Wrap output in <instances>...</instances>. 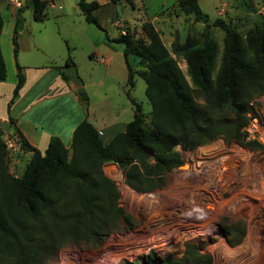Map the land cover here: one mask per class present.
Masks as SVG:
<instances>
[{
  "label": "trees",
  "instance_id": "16d2710c",
  "mask_svg": "<svg viewBox=\"0 0 264 264\" xmlns=\"http://www.w3.org/2000/svg\"><path fill=\"white\" fill-rule=\"evenodd\" d=\"M122 1L130 2L109 0L113 4ZM177 5L195 22L210 24L199 0H178ZM48 7L45 0L23 2V8L32 9L36 22L48 18ZM78 7L87 23L104 31L108 41L122 45L126 57L138 60L137 69L128 64L125 85L134 108L133 120L125 132L117 134L107 145L97 129L84 120L74 131L70 149L53 138L44 152L32 147L18 131H12L23 144L24 152L19 157L30 154L20 176L9 169L12 156L0 130V264H40L43 253L55 247L53 243L47 244L48 237L75 242L90 237L96 241L103 233L116 230L121 221L128 222L130 218L118 206V189L106 176L105 165L117 164L122 168L126 185L138 194L161 189L165 175L184 164L176 147L192 151L220 137L241 142L250 103L264 96V21L242 36L226 20L216 19L214 26L224 33V49L217 69L219 47L208 27L201 38L174 41L169 50L151 21L142 25L143 38H137L129 29L111 38L97 15L104 5L78 0ZM21 23L20 19L16 22L14 45ZM3 26L0 12V31ZM178 58L185 60L190 81ZM70 62L71 58L67 59V64ZM17 68L11 103L25 84L23 69ZM61 76L68 79L63 72ZM136 77L146 83V97L151 105L148 116L130 94ZM6 79L0 43V82ZM146 118L152 128L146 127ZM244 146L264 149L252 142ZM237 227H226L224 236L231 247L240 244L246 234L244 225L240 231ZM185 248L182 259L169 256L161 260L149 251L138 261L119 264H211L212 258L202 254L199 246L187 243Z\"/></svg>",
  "mask_w": 264,
  "mask_h": 264
},
{
  "label": "rangeland",
  "instance_id": "374dc122",
  "mask_svg": "<svg viewBox=\"0 0 264 264\" xmlns=\"http://www.w3.org/2000/svg\"><path fill=\"white\" fill-rule=\"evenodd\" d=\"M177 1L130 0L118 4L108 1L97 15L110 36H117L122 30L129 29L137 38H143L142 25L151 21L169 50L174 41L184 42L188 37L201 38L208 27L219 47L217 69L224 49V33L221 28L214 26L216 19L226 20L242 36L256 23L264 21V0H199L202 11L210 17L209 25L197 23L193 16L184 15L179 10ZM59 5H62L63 11L60 8L49 9L50 18L45 23L35 22L32 9L25 8L24 18L27 24H32L34 42L40 50L32 49L26 53L21 51L18 59L23 64L41 63L45 62L48 48L55 53L60 46L66 52L67 46L63 38L71 36L74 28L75 43L72 46L75 49L70 45L69 47L71 56L75 57V63L78 64L75 73L86 83L98 81L104 68L96 60L93 61L88 52L93 47L95 50L98 42L106 38V33L86 22L78 7V0L58 1L57 6ZM0 11L4 17V28L0 35L5 52L7 78L9 83H16L18 79L15 80L12 73L14 65L10 58L13 20L9 18L4 4L0 5ZM51 33L56 34L58 45L52 42ZM14 46L15 49L18 48V44ZM131 60L136 67L137 58L132 56ZM178 63L190 81L185 60L178 58ZM108 84L112 87H88V93L94 94V97L91 95L92 100L109 99L118 104L122 123L133 120V117H127L125 94L119 92L115 80L111 79ZM123 88L127 90L126 87ZM120 89L122 91L121 87ZM130 94L142 106L143 114L148 116L151 105L146 97V83L142 78L136 77L135 87ZM252 104L250 110H255L260 122L264 124V96L252 101ZM145 125L152 128L149 118H146ZM246 143L248 142L244 138L241 142H229L220 137L192 151L176 147V151L182 153L184 164L165 175V185L161 189L146 194H138L126 185L122 168L116 164L105 165L106 176L118 189V206L130 221H121L116 230L103 233L96 241L90 237H83L78 242L74 239L57 241L48 237L47 244L53 243L55 247L43 253L40 264H119L138 261L149 251H154L161 260H166L172 256L170 250L173 249V244L161 246L165 238L177 242V250L183 244L184 249L179 255L172 256L176 259H182L186 251L185 245L193 243L201 248L202 254L212 258L211 264H264V149H250L244 146ZM218 145H222L227 153L239 148L250 157L248 165L243 158H234L233 166L229 167L227 176L223 178L224 186L217 181L218 173L215 169L201 173V165L195 163L203 150L217 148ZM19 155L10 157L9 161V169L15 176L23 173L30 158V154L23 157ZM190 157L194 159H189ZM217 157L209 159L210 163L207 161L205 165L216 164ZM112 167L120 174L118 178L111 176L109 170ZM187 168L191 172L186 174ZM122 184L133 194L131 203H127L124 198ZM200 215L204 218L198 219ZM229 225H238L239 231L242 225L245 227V237L235 247H231L224 236Z\"/></svg>",
  "mask_w": 264,
  "mask_h": 264
},
{
  "label": "crops",
  "instance_id": "0c3cea01",
  "mask_svg": "<svg viewBox=\"0 0 264 264\" xmlns=\"http://www.w3.org/2000/svg\"><path fill=\"white\" fill-rule=\"evenodd\" d=\"M45 1L49 3L48 18L44 22L39 23H45L50 18L49 9L58 10L60 8L59 10L63 11L62 5L57 6V2H64V0ZM108 1L103 2L101 0L98 2L106 5ZM1 4L5 5L9 18L13 20V35L17 20L20 19L22 22L17 37V53L15 52L12 35L10 58L14 65L12 73L16 77L15 80L17 79L18 73L17 66H19L23 69L25 84L16 100L11 103L17 82L9 83L8 78L6 81L0 82V130L4 134L18 131L32 147L42 152L47 149L53 138L60 139L65 147L70 149L74 131L84 120L89 121L97 129L103 143L106 145L117 134L125 132L127 125L132 120H129L127 123L120 121L119 115L121 111L118 104L105 98L92 100L94 94L88 93L89 91L87 89L88 87L93 88L94 86L101 88L104 85L112 87L108 83L111 79L115 80L119 92L125 94L127 98V117L130 119V117L134 116L133 105L123 87H125L128 80V64L133 69H137L138 65L136 67L132 65V56H125L124 47L120 44L112 43L105 38L98 42L95 50L94 47L89 50L88 54L90 58L93 61L96 60L104 68V73L100 75L101 78L91 83L82 81L78 77L79 75L77 76L75 73L78 64L75 63V57L73 58L71 56V49L69 47V45L73 47L72 45L75 43V37L73 36L75 33L74 28L71 36H69L71 38H63L67 46L66 52L60 46L59 51H57L58 54L57 52L53 53L48 48V53H45V62H41L44 64L40 62L23 64L18 59L19 52L23 51L26 53L32 49L40 50L34 42L35 35L32 29L33 26L32 24H27L24 18L25 8L22 10L10 8L6 0L1 2ZM119 35L120 33L117 36H109L111 38H117ZM51 38L52 42L58 45L56 34L51 33ZM0 43L5 61L1 35ZM96 47H98V50ZM101 57L103 60H101ZM69 58H71L72 62L67 64V59ZM63 61H65L64 64ZM62 72L68 77L67 80L62 78ZM10 119H12V122Z\"/></svg>",
  "mask_w": 264,
  "mask_h": 264
},
{
  "label": "built area",
  "instance_id": "2783aa9c",
  "mask_svg": "<svg viewBox=\"0 0 264 264\" xmlns=\"http://www.w3.org/2000/svg\"><path fill=\"white\" fill-rule=\"evenodd\" d=\"M8 5L15 10H21L23 8V1L22 0H6ZM101 60L103 58L101 57ZM251 107L253 106L252 103ZM248 122L243 127L242 133L244 138L247 142L257 143L261 146H264V124L260 122V118L255 110L251 108V110L247 114ZM4 141L6 145V149L9 152V155L15 156L17 154H23V144L21 139L17 136L12 134L11 132H7L4 136ZM112 165V164H110ZM116 166H118L116 164ZM164 244L171 245L173 244V249L170 250L172 256L179 255L180 251L184 249L183 244L181 245L180 249L177 250L179 247L177 242H171L168 238L164 239L161 246ZM170 248V247H169ZM168 249V248H167ZM164 250V249H163ZM171 256V255H170Z\"/></svg>",
  "mask_w": 264,
  "mask_h": 264
},
{
  "label": "bare ground",
  "instance_id": "6f19581e",
  "mask_svg": "<svg viewBox=\"0 0 264 264\" xmlns=\"http://www.w3.org/2000/svg\"><path fill=\"white\" fill-rule=\"evenodd\" d=\"M218 156V162L214 165H205L207 163V161L211 158H214ZM243 158L246 162V164L248 165V160H249V154L243 152L241 149L239 148H236V149H233L231 150L230 153H227L225 151V148L222 146V145H218V147H213V148H210V149H206V150H203V152L201 153V155H198V157L196 158L197 160H195L196 162L195 163H198L199 165H201V173L203 171L205 172H210L211 170L215 169L218 173V179L217 181L218 182H221L222 185L224 186V181H223V178L225 176H227L226 174V171H228L229 167L233 166L232 165V162H234V158ZM189 159H194V158H189ZM209 162V161H208ZM210 163V162H209ZM208 169H205L207 168ZM111 176L113 178H118L119 177V173L117 172L116 168L112 167L110 168L109 170ZM191 172L188 168H187V173ZM109 174V173H108ZM123 190V195H124V198L126 200L127 203H131L132 199H133V194L132 192L129 190V188L122 184V189ZM263 190V193H264V189ZM262 196V195H261ZM233 209V208H232Z\"/></svg>",
  "mask_w": 264,
  "mask_h": 264
},
{
  "label": "clouds",
  "instance_id": "9594fccd",
  "mask_svg": "<svg viewBox=\"0 0 264 264\" xmlns=\"http://www.w3.org/2000/svg\"><path fill=\"white\" fill-rule=\"evenodd\" d=\"M197 218H198V219H203L204 216H203V215H200V216H198Z\"/></svg>",
  "mask_w": 264,
  "mask_h": 264
},
{
  "label": "water",
  "instance_id": "95a60500",
  "mask_svg": "<svg viewBox=\"0 0 264 264\" xmlns=\"http://www.w3.org/2000/svg\"><path fill=\"white\" fill-rule=\"evenodd\" d=\"M3 1V0H0V2Z\"/></svg>",
  "mask_w": 264,
  "mask_h": 264
}]
</instances>
